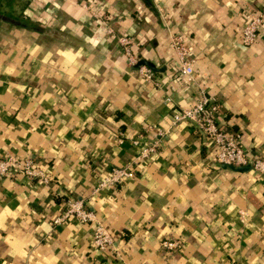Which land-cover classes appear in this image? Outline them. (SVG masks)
<instances>
[{
	"label": "crops",
	"instance_id": "obj_1",
	"mask_svg": "<svg viewBox=\"0 0 264 264\" xmlns=\"http://www.w3.org/2000/svg\"><path fill=\"white\" fill-rule=\"evenodd\" d=\"M79 1L29 0L30 19L61 35L0 20V157H30L51 179L0 176V264H264V172L221 167L194 122L171 124L202 83L220 102L218 122L264 159V22L252 44L240 38L243 10L264 12V0H100L117 33L140 43L138 57L165 65L157 85ZM172 32L185 37L193 81L175 73ZM121 165L134 176L94 191ZM75 198L114 234L112 247L94 248L93 222L53 223Z\"/></svg>",
	"mask_w": 264,
	"mask_h": 264
},
{
	"label": "built area",
	"instance_id": "obj_2",
	"mask_svg": "<svg viewBox=\"0 0 264 264\" xmlns=\"http://www.w3.org/2000/svg\"><path fill=\"white\" fill-rule=\"evenodd\" d=\"M80 4L83 5V10L89 18L94 16L92 18L94 20L90 21L91 23H103L105 24L106 34L116 35L127 64L129 66L134 65L140 59L137 55V46L140 43L129 33H117L109 21L111 16L104 13L100 0H82ZM243 11L246 20L242 25L240 38L244 44L250 45L256 40L259 26L264 22V12L257 8ZM170 44L175 55L174 69L177 77L186 82L193 81V59L189 57V47L184 35L180 32H172L170 34ZM135 71L141 80L152 82L156 85L159 84V80L155 77V70L147 64H141ZM197 92L198 96L195 103L173 111L171 124L182 120L194 122L212 141L216 163L225 162L233 165H243L251 162L252 168L258 173L264 172V159H251L245 148L240 144L238 133L227 130L218 122L221 107L217 98L209 94L202 83L198 84ZM167 99H170L168 95L166 96ZM132 142L137 144L138 140L134 139ZM156 145L157 141L155 140L151 144L143 146L136 154V160L146 158L155 150ZM12 171H19L28 178L37 179L46 184L51 180L48 173L30 157H17L11 154L0 157V176L8 175ZM133 176L134 169L130 166H115L111 169L109 175L100 179L94 191L102 187H113L124 179ZM239 213L240 220L244 221L246 212L240 210ZM69 218L94 223L91 242L96 250L104 251L112 247L115 238L114 234L92 209L84 205L82 199H68L63 213L55 217L53 223L56 225ZM162 245L169 249H174L178 247L179 241L177 239H165L162 241Z\"/></svg>",
	"mask_w": 264,
	"mask_h": 264
},
{
	"label": "trees",
	"instance_id": "obj_3",
	"mask_svg": "<svg viewBox=\"0 0 264 264\" xmlns=\"http://www.w3.org/2000/svg\"><path fill=\"white\" fill-rule=\"evenodd\" d=\"M28 3L29 0H0V14L6 17H0V20L8 22L15 27L29 28L37 31H51L52 33L61 35L62 32L60 30H53V28L45 27L40 22L30 19V12L27 8Z\"/></svg>",
	"mask_w": 264,
	"mask_h": 264
},
{
	"label": "water",
	"instance_id": "obj_4",
	"mask_svg": "<svg viewBox=\"0 0 264 264\" xmlns=\"http://www.w3.org/2000/svg\"><path fill=\"white\" fill-rule=\"evenodd\" d=\"M0 17L6 18L3 14H0ZM141 64H147L149 67H151L155 71H163L165 69V65L157 66L152 61L146 58H140L134 65H132V68L137 69ZM221 167L223 168H229L237 171H246L252 169L251 162H247L243 165H233L230 163H219Z\"/></svg>",
	"mask_w": 264,
	"mask_h": 264
},
{
	"label": "rangeland",
	"instance_id": "obj_5",
	"mask_svg": "<svg viewBox=\"0 0 264 264\" xmlns=\"http://www.w3.org/2000/svg\"><path fill=\"white\" fill-rule=\"evenodd\" d=\"M79 4H80V1H79ZM80 6H81V8H83V5H82V4H80ZM17 10H18V9H17ZM17 12H18V11H17ZM104 13H107V14H109V16H111L110 19H109V21H110V23H111V22L113 21V20H112V18H113L112 13H111V12H108V11H106V10L104 11ZM85 17H86V16H85ZM93 17H94V16H90V18H89V17L87 16V18H88L90 21H91V20H94V19H92ZM31 19H32V20H35V18H31ZM96 19H97V18H96ZM89 20H88V21H89ZM95 24H96V25H99V22H95ZM94 27H95V26H94ZM95 28H96V27H95Z\"/></svg>",
	"mask_w": 264,
	"mask_h": 264
}]
</instances>
